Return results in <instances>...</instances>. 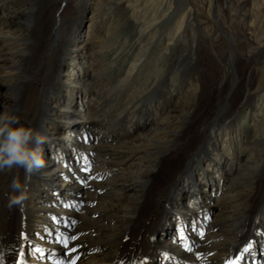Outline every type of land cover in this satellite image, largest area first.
<instances>
[{"label":"bare ground","instance_id":"obj_1","mask_svg":"<svg viewBox=\"0 0 264 264\" xmlns=\"http://www.w3.org/2000/svg\"><path fill=\"white\" fill-rule=\"evenodd\" d=\"M87 1L0 0V112L11 110L44 136L61 132L59 138L70 140L37 172L0 173V264H56L55 254L64 264H191L190 258L264 264V0H97L87 42L104 37L105 14L121 13L136 23L140 54L124 76L110 75L97 57L85 55L89 73L68 66L80 85L66 87L58 73L63 61L84 53L87 43L77 32L93 8ZM161 45L174 50L172 62L135 92V81L151 65L150 51ZM72 94L82 96L84 106ZM155 103L166 108L151 107ZM248 118L256 125L253 138L244 130ZM58 120L87 121L73 135L71 128L55 130ZM92 124L94 134L83 129ZM223 134L236 137L231 153ZM209 156L229 159L231 168L238 159V173L245 169L222 200L209 197L217 206L212 218L200 193L209 185L204 166L211 163L203 160ZM56 163L62 173L51 179ZM17 174L23 183L14 193L9 185ZM183 180L196 193L181 209L176 189ZM170 217L181 225L192 217L195 228L183 226L176 238L166 230L158 244L156 232ZM73 221L70 230L64 226ZM64 235L71 237L68 248L58 239ZM194 237L199 245L188 254L181 247ZM247 242L253 245L248 252Z\"/></svg>","mask_w":264,"mask_h":264},{"label":"rangeland","instance_id":"obj_2","mask_svg":"<svg viewBox=\"0 0 264 264\" xmlns=\"http://www.w3.org/2000/svg\"><path fill=\"white\" fill-rule=\"evenodd\" d=\"M97 0L94 1H87L86 4L91 5L93 8H91L88 12H86L85 14H83V18L81 20V28L79 30V32H77V38L79 39V41H83L85 40L87 45L85 46L84 49V53L81 56H78L76 58L73 59H66V61H63L64 64L60 70V72L58 73L59 75V80H62V83L66 84V87L70 86L71 84L74 85H80L74 82V78L73 76L70 74V72L66 71V68L69 66L71 69H73L75 72L77 73L79 71H85V73H89V70L86 69L84 67L85 63H84V56L85 55H92L95 56L94 58L97 57V60L99 62H103L104 64V68L105 70H107V72H109L110 75L113 76H124V74H126V72L128 71L131 63L134 61L135 58L138 57V54H140V50L139 48H135V38L137 37V26L136 23H134L133 19H129L127 15H121V13L119 14H105V24H104V33L102 36V40L101 41H97L94 43H90L87 42V40H90L91 35L92 34V29L89 27L91 25L92 19L94 20V16H96V14L98 13V8L96 6ZM100 10V9H99ZM98 22H100V18L97 20ZM132 23V24H131ZM135 24V25H134ZM103 41V43H102ZM166 43V41H165ZM135 48V49H134ZM159 48V49H158ZM158 49V50H157ZM164 47L161 45V47L159 46H155L152 48V50L150 51V54L148 56V61L147 62H151V65H149V70H147V72L145 74H143L138 80L135 81V86H133L134 91H138L135 87H144L147 86L151 83L154 82L155 80V71L158 70L161 65H164V67L166 68L169 62H172V58H173V54H174V50L172 51H164ZM156 50V51H155ZM219 51H222L221 49ZM96 53L98 54V56L96 55ZM95 54V55H94ZM157 54V55H156ZM106 66V67H105ZM112 68V69H111ZM164 68V69H165ZM110 69V70H109ZM155 69V70H154ZM109 70V71H108ZM114 72V73H113ZM190 72V71H189ZM117 73V74H116ZM188 73V72H187ZM195 73V72H194ZM193 73V74H194ZM152 76V77H151ZM154 78V79H153ZM147 81V82H146ZM5 83V81L0 80V85H3ZM146 83V84H143ZM171 84L165 85V89L166 91H170V86ZM5 87V85H4ZM169 87V88H167ZM61 93L63 94V96L67 95L68 92L64 91ZM74 95H78L81 94L82 91H78V92H72ZM72 94L73 99H75V101H77V104L84 106V102H82V96L81 97H74ZM151 107L159 110L161 108H166V105H158V104H151ZM58 110V108H57ZM135 114V111H134ZM164 115V114H163ZM168 115V114H166ZM165 115V117H166ZM43 117L45 118V112L43 113ZM164 117V118H165ZM93 119V117H91ZM153 120V119H152ZM87 120L84 121H77V122H72L69 124H60L62 121L58 120V128L55 129L57 131H60L61 129H72V131H70L67 134H79V132L81 131L80 125L79 123H85ZM43 123L39 122V126H41ZM158 124V120L154 121V122H148L147 126H156ZM48 127H50V123L47 122L46 124ZM66 125H69V127H66ZM84 125V124H83ZM95 124L92 127H87V128H83V129H88L89 131H91L92 134L95 133ZM245 132L247 133L248 137H255L256 133H257V129H256V125L252 122L251 118H248V122H246V126L244 127ZM61 136V132L58 133ZM57 134V135H58ZM55 133H47L45 135L46 139H47V144L45 145V155L46 157H54V152L58 151V146H66L67 147V142H70L68 136H64L63 138H59ZM133 138V137H132ZM221 140L222 141H227V144L225 147L230 149V153L233 152V146L232 144H234L236 142V137L235 135H231L229 136V138L226 139V135H221ZM94 140V138H93ZM53 141H56V143H53ZM130 141V139L128 140ZM61 142V144L59 143ZM59 143V144H57ZM57 144V145H56ZM70 146L73 145H69L68 146V152L71 151L72 149L70 148ZM65 147V148H66ZM74 147V146H73ZM225 152V151H223ZM221 153H222V149H221ZM227 155V157L229 156V153H225ZM220 156V155H219ZM210 159V163L211 166H209V163H206L205 170H207L208 172V188H200V193L201 194H205L207 197H205L206 199V204L208 206V209L211 211V218L212 215L216 212L217 210V206L216 204H211L209 202V197L211 196V198H213V200L218 201V200H222L227 192L228 189V184L229 182H232V179L237 176L240 175L241 173L243 174V172L245 171V169H241V171L238 173L239 170V160L235 159V164L233 165V168H231L230 161H228L229 159H224L223 161H220V158L217 159V157L213 156V157H205L203 160H208ZM79 163L83 165V163H86L83 161V159H79ZM58 165L57 168L52 170L53 175L51 179H55L57 177H60L61 173H62V168L63 166H59L58 163H56ZM202 164V163H201ZM222 166H225V171L221 174V168ZM125 168H127V166H125ZM238 168V170H237ZM201 170L200 166H197V171ZM233 170V177L230 178V173L229 171ZM237 170V171H236ZM247 171V169H246ZM249 173V171L247 172ZM241 174V175H242ZM113 175H109V177H111L112 179L115 177ZM114 176V177H112ZM248 176V175H247ZM108 177V178H109ZM205 177L202 175V178ZM104 179H107V176H105ZM230 179V180H229ZM86 180V179H85ZM82 181V183L84 184V186H88L89 184H87L86 182ZM180 183V182H179ZM182 185L179 186V184L177 185V193L179 195V197L182 198V202L183 204H176L177 208H181L184 209L185 206H187L188 204L191 205L193 203V199H192V194L196 193V190L193 189L192 190V186L190 183H188L187 181H182L181 183ZM49 185H51L52 188L56 187L53 186L50 182ZM221 186L224 189H219L218 187ZM43 187L40 185V188L43 189ZM52 193V191H51ZM104 195V193H101V195ZM176 196V194H174ZM176 201V200H175ZM183 205V206H182ZM187 210V209H186ZM171 222H166L167 224L165 225L164 230H160L156 232V241L158 244H161V240H163V242H165L166 238L169 236L168 234H164L166 230H168V232H173V234L175 235V238L177 237V231L174 230V226H177V220L176 218H172L170 217ZM219 218V217H218ZM126 219V217H125ZM33 230H37L38 229V219H33ZM190 220L196 222V219H192V217L187 218L186 220H182V227L183 226H188L189 228L192 227V224H189ZM174 225V226H173ZM198 226H196L197 228ZM194 227H192V229H194ZM219 231V228L216 229V232ZM194 236H199L197 233L193 234ZM172 241V240H171ZM201 243V242H200ZM176 242L168 244L165 243V245L167 246H175ZM198 244V240L196 239V237H194L193 239V248L197 247ZM253 247V245L251 244V242H247L246 243V247H247V252L248 249ZM257 251L260 252V245L258 243V245L256 246ZM181 249H183V247H181ZM193 250V249H192ZM188 254H190L187 250H185ZM251 255H253L252 251L250 253ZM161 260V262L163 260H165L164 257L160 256L158 257V260ZM191 259V264H198L196 259L190 258Z\"/></svg>","mask_w":264,"mask_h":264},{"label":"clouds","instance_id":"obj_3","mask_svg":"<svg viewBox=\"0 0 264 264\" xmlns=\"http://www.w3.org/2000/svg\"><path fill=\"white\" fill-rule=\"evenodd\" d=\"M46 137L28 123L21 122L13 111L0 112V173L22 169L25 173L37 172L46 167L48 158L43 145ZM23 180L17 174L10 181L12 192H19ZM16 202L15 197H10Z\"/></svg>","mask_w":264,"mask_h":264}]
</instances>
